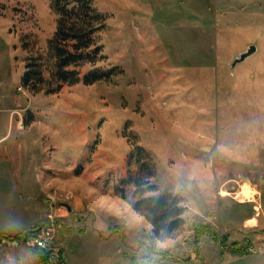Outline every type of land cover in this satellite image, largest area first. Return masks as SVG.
<instances>
[{
	"label": "rangeland",
	"instance_id": "1",
	"mask_svg": "<svg viewBox=\"0 0 264 264\" xmlns=\"http://www.w3.org/2000/svg\"><path fill=\"white\" fill-rule=\"evenodd\" d=\"M93 3L107 17L94 66L114 73L46 93L22 79L58 16L50 0H0V236L52 226L67 264H264V0ZM135 144L155 167L145 195L184 206L169 236L130 202ZM8 256L42 264L5 238Z\"/></svg>",
	"mask_w": 264,
	"mask_h": 264
},
{
	"label": "trees",
	"instance_id": "2",
	"mask_svg": "<svg viewBox=\"0 0 264 264\" xmlns=\"http://www.w3.org/2000/svg\"><path fill=\"white\" fill-rule=\"evenodd\" d=\"M50 3L58 16L57 28L48 40L46 51L27 59L22 79L24 87L33 92L53 93L65 85L80 81L92 84L109 79L114 73L113 70L100 71L94 66L98 55L102 54L103 46L96 38L98 33L106 28V14L95 7L93 0H50ZM24 46L27 47L26 44ZM87 63L93 67L82 73ZM133 158L138 175L131 179L128 168L127 180V183L134 186V196L130 201L132 207L152 224L153 235L161 238L169 236L184 224V206L180 205L181 198L171 192L145 195L146 192L157 190L158 186L151 180L155 175V167L147 150L139 144H135L131 150L128 165ZM124 192L121 189L122 196L126 197ZM22 234H2L0 242L5 238L21 237ZM31 248L39 254V260L43 262L45 255L42 251L37 247Z\"/></svg>",
	"mask_w": 264,
	"mask_h": 264
},
{
	"label": "built area",
	"instance_id": "3",
	"mask_svg": "<svg viewBox=\"0 0 264 264\" xmlns=\"http://www.w3.org/2000/svg\"><path fill=\"white\" fill-rule=\"evenodd\" d=\"M13 246L26 245L28 247H37L45 255L42 264H67L66 251L64 247L57 242L53 233L52 226L42 228V230L33 233H23L21 237L10 239ZM1 264H23L19 257L8 256Z\"/></svg>",
	"mask_w": 264,
	"mask_h": 264
},
{
	"label": "crops",
	"instance_id": "4",
	"mask_svg": "<svg viewBox=\"0 0 264 264\" xmlns=\"http://www.w3.org/2000/svg\"><path fill=\"white\" fill-rule=\"evenodd\" d=\"M257 49H258V47H257V45H256V51H257ZM255 51V52H256ZM255 52H253V53H255ZM252 53V54H253ZM249 57V56H248ZM244 61V60H243ZM238 64V63H237ZM236 64V65H237ZM261 139H264V135H263V137L261 138ZM261 156H262V154L259 152V158L257 159V161L258 162H262V161H260V160H262V158H261ZM259 164H261V163H259ZM258 165V164H257ZM259 166V165H258ZM258 166H255L256 168H257V170L260 172V171H262V170H264V169H259L258 168ZM260 183V182H259ZM259 183H258V185H257V188L255 189L256 190V193L254 194V196L253 197H247V198H240V200L239 201H257L258 200V197L260 196V194H261V190H260V185H259ZM223 190V189H222ZM222 190H221V194L222 195H226V194H229L228 193V191L226 192V193H223L222 192ZM258 207V206H257ZM257 213H258V211L256 212V214L255 215H252V216H250V217H255L256 218V223H259V216L257 215ZM250 217H248V218H250ZM247 218V219H248ZM247 219H246V221H247ZM247 223V222H246ZM255 223V224H256ZM22 233V232H21ZM9 235H11V234H9ZM4 241V240H3ZM23 246H26V245H23ZM26 247H28V246H26ZM33 249V248H32ZM36 252V251H35ZM37 253V252H36ZM18 257V256H17ZM37 257H38V259H39V254L37 253ZM20 258V257H19ZM21 259V258H20Z\"/></svg>",
	"mask_w": 264,
	"mask_h": 264
},
{
	"label": "water",
	"instance_id": "5",
	"mask_svg": "<svg viewBox=\"0 0 264 264\" xmlns=\"http://www.w3.org/2000/svg\"><path fill=\"white\" fill-rule=\"evenodd\" d=\"M256 51V45L255 44H251L249 45L246 50L240 52L238 54V56H236V58L233 60L232 64L236 65L237 63L245 60L248 56H250L253 52Z\"/></svg>",
	"mask_w": 264,
	"mask_h": 264
},
{
	"label": "clouds",
	"instance_id": "6",
	"mask_svg": "<svg viewBox=\"0 0 264 264\" xmlns=\"http://www.w3.org/2000/svg\"><path fill=\"white\" fill-rule=\"evenodd\" d=\"M160 246H161V245L158 243V244H157V247H160Z\"/></svg>",
	"mask_w": 264,
	"mask_h": 264
}]
</instances>
